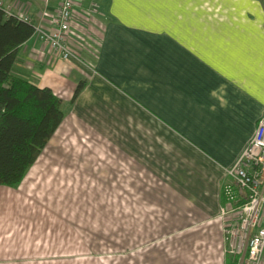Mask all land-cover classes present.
Wrapping results in <instances>:
<instances>
[{
    "label": "crops",
    "instance_id": "obj_1",
    "mask_svg": "<svg viewBox=\"0 0 264 264\" xmlns=\"http://www.w3.org/2000/svg\"><path fill=\"white\" fill-rule=\"evenodd\" d=\"M1 1L8 13L44 30L56 25L59 0ZM93 2L100 3L94 12ZM152 2L147 26L139 20L138 0H76L67 39L73 55L64 59L33 35L20 46L12 72L61 98L65 117L53 136L75 118L97 119L99 127L119 129L117 139L107 138L119 152L133 144L138 160L148 151L141 164L150 173L171 175L183 187H222L223 168L239 157L264 114V23L209 22L189 4L178 9L181 20L158 23L162 3ZM39 157L19 186H0V264H100L94 248L82 254L68 249L75 258L64 261L45 258L62 251L45 247L49 233L30 232L29 217L14 216L24 205L18 194L29 198V187L21 186ZM89 164L92 170V159ZM114 166L122 170L120 161ZM141 167L137 176L146 175ZM213 194L215 200L203 195L210 216L225 203L219 188ZM210 216L190 223L198 228L180 231L174 227L189 216L162 218L159 227L140 219L150 231L138 238L154 243L138 258L122 255L102 264H204L205 246L214 243L207 242L215 238L211 229L225 247L224 222Z\"/></svg>",
    "mask_w": 264,
    "mask_h": 264
},
{
    "label": "rangeland",
    "instance_id": "obj_2",
    "mask_svg": "<svg viewBox=\"0 0 264 264\" xmlns=\"http://www.w3.org/2000/svg\"><path fill=\"white\" fill-rule=\"evenodd\" d=\"M152 1L138 0L139 20L147 26L151 24V13L152 18L155 13ZM157 2L162 3L157 10L158 23L181 20V16L177 15L178 9L186 4H189L187 7L191 8V12L192 8L202 9L209 22H229L231 19L234 23H264V2L254 0ZM98 5L100 9V3ZM99 124L101 122L97 119L85 121L75 118L70 127L65 125L66 130L53 136L21 186L29 187V198L24 199L18 194L24 205L18 213L14 209V216L21 219L29 217L30 232L49 233L44 240L45 247L62 251L61 255L45 258L64 261L75 258L70 256L68 249L82 254V250L87 248H94L99 253L100 264L122 255L123 258H138L154 243L153 240L138 238L141 231H150L142 229L144 225L141 221L148 223L151 219L159 227L162 218L179 221L180 217L189 216L190 220L176 225L174 231L193 230L199 224L190 223L210 216L206 214L209 207L204 205L203 195L215 200L213 193L219 188L222 196V187H183L171 175L150 173L149 166H143L147 161L145 158H149L148 151L142 152L138 160L134 158L133 144L125 146V153L122 150L119 152L118 144L107 143V138L119 137V129L102 128ZM90 159L93 160L92 170H89ZM119 161L121 171L114 166ZM141 165V172L146 175L137 176ZM214 212L209 218L221 220L220 209ZM210 231L209 235L215 238L207 241L214 243L205 246V263L224 264L225 255V260L230 261L226 264H239V258L227 251L226 242L225 247L222 244V236L216 239L215 230ZM195 257L191 255V260Z\"/></svg>",
    "mask_w": 264,
    "mask_h": 264
},
{
    "label": "trees",
    "instance_id": "obj_3",
    "mask_svg": "<svg viewBox=\"0 0 264 264\" xmlns=\"http://www.w3.org/2000/svg\"><path fill=\"white\" fill-rule=\"evenodd\" d=\"M33 34L32 22L0 6V186H19L65 117L51 88L12 72L20 46ZM83 87L81 81L74 98Z\"/></svg>",
    "mask_w": 264,
    "mask_h": 264
},
{
    "label": "built area",
    "instance_id": "obj_4",
    "mask_svg": "<svg viewBox=\"0 0 264 264\" xmlns=\"http://www.w3.org/2000/svg\"><path fill=\"white\" fill-rule=\"evenodd\" d=\"M76 0H59L56 25L44 30L34 25V36L62 58L73 55L68 43ZM0 6L3 2L0 0ZM97 2L91 3L94 12ZM7 12V11H6ZM7 14H12L8 13ZM20 18L30 21L25 16ZM31 22V21H30ZM224 205L220 218L227 251L239 258V264H262L264 259V114L259 118L253 137L235 162L223 168Z\"/></svg>",
    "mask_w": 264,
    "mask_h": 264
}]
</instances>
